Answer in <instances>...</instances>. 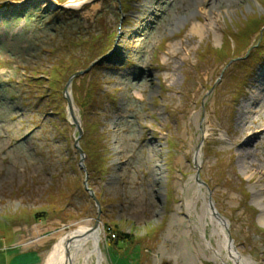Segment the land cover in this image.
<instances>
[{"label": "rangeland", "instance_id": "1", "mask_svg": "<svg viewBox=\"0 0 264 264\" xmlns=\"http://www.w3.org/2000/svg\"><path fill=\"white\" fill-rule=\"evenodd\" d=\"M74 1L0 0V264L93 229L85 176L87 264H264V0Z\"/></svg>", "mask_w": 264, "mask_h": 264}, {"label": "bare ground", "instance_id": "2", "mask_svg": "<svg viewBox=\"0 0 264 264\" xmlns=\"http://www.w3.org/2000/svg\"><path fill=\"white\" fill-rule=\"evenodd\" d=\"M257 98L258 96L252 101H255V99ZM72 116L74 120L78 122V116L75 114V112L72 113ZM198 157L199 155H197V158ZM208 208L210 210V206H208ZM208 217L210 218V221L212 223L215 222L222 228L227 226V223L223 221L222 218H214L211 215V212H209ZM75 225L76 229L69 232L67 235L62 236L60 240L53 246L44 264H82L81 260L83 264H87V262L93 256H95L98 260L100 236L99 228L97 229L96 227L91 230L88 227V222L84 220L76 223ZM224 237L225 238L222 247L220 249L216 248V250H214L213 252L216 257H220V250L223 249L224 251H226V256L230 261V264H252L250 261L242 258L237 252H235L234 249L230 248V246L228 245L227 235H225ZM90 243H93V248L90 247ZM223 264L225 263L223 262Z\"/></svg>", "mask_w": 264, "mask_h": 264}, {"label": "water", "instance_id": "3", "mask_svg": "<svg viewBox=\"0 0 264 264\" xmlns=\"http://www.w3.org/2000/svg\"><path fill=\"white\" fill-rule=\"evenodd\" d=\"M89 70V68H86L85 70H83V71H79V72H76L74 75H72L71 77H70V79H69V81H68V83H67V85H66V90L68 89V87L70 86V82H71V79L73 78V77H75V76H78V75H81V74H83V73H85V72H87ZM67 103H68V108H69V110L71 109V102H70V99L69 98H67ZM74 124H75V126H79L78 125V122H76V121H74ZM78 137L76 138V142H78V139L80 138V136H81V129L78 127ZM78 152H79V155H80V166L84 169V167H83V164L81 163L82 162V158H83V153H82V151L80 150V148L78 147ZM87 177L85 176V180H84V190L88 193V195L92 198V200L95 202V205H96V208H97V216H96V218H95V224H94V226H93V228H96V227H98V223H99V213H100V209H99V202H98V200L96 199V197L94 196V193L92 192V190L88 187V185H87V179H86ZM209 204V206H210V212H211V215L214 217V218H216V217H219V214L216 212V210L213 208V205H212V203L211 202H209L208 203ZM226 235H227V240H228V245L230 246V248H232V249H234L235 250V248H234V245H233V240L230 238V236H229V231H228V228L226 229ZM235 252H237L236 250H235ZM238 253V252H237Z\"/></svg>", "mask_w": 264, "mask_h": 264}, {"label": "trees", "instance_id": "4", "mask_svg": "<svg viewBox=\"0 0 264 264\" xmlns=\"http://www.w3.org/2000/svg\"><path fill=\"white\" fill-rule=\"evenodd\" d=\"M92 60H94V58L93 59H91V61ZM85 68H86V66H85ZM77 71H70V76H72V75H74L75 73H76ZM101 203V202H100ZM106 231L107 232H109L108 234H109V236H108V238L109 239H115V237H117V239H118V243H122V242H126L127 240H128V235L127 234H125V233H122V232H116L115 234L112 232V230H111V228H109V227H107V229H106ZM114 241H116V239L114 240ZM117 243V244H118Z\"/></svg>", "mask_w": 264, "mask_h": 264}, {"label": "crops", "instance_id": "5", "mask_svg": "<svg viewBox=\"0 0 264 264\" xmlns=\"http://www.w3.org/2000/svg\"><path fill=\"white\" fill-rule=\"evenodd\" d=\"M12 247L14 248V246ZM22 253L23 252L19 251L17 254H15V257L11 261L7 262L6 264H26L27 258Z\"/></svg>", "mask_w": 264, "mask_h": 264}]
</instances>
